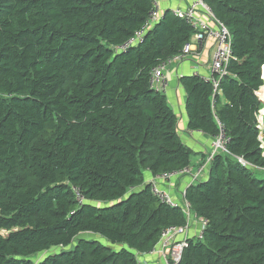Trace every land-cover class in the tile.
Returning <instances> with one entry per match:
<instances>
[{"label":"trees","instance_id":"trees-1","mask_svg":"<svg viewBox=\"0 0 264 264\" xmlns=\"http://www.w3.org/2000/svg\"><path fill=\"white\" fill-rule=\"evenodd\" d=\"M203 2L228 29L233 58L217 90L200 75L180 79L187 132H223L228 152L186 189L206 226L201 238L190 232L178 264H264V0ZM153 3L0 0V264H140L164 230L187 225L145 175L195 163L151 72L196 31L166 9L141 44L117 50ZM87 233L102 240L79 239Z\"/></svg>","mask_w":264,"mask_h":264},{"label":"built area","instance_id":"built-area-1","mask_svg":"<svg viewBox=\"0 0 264 264\" xmlns=\"http://www.w3.org/2000/svg\"><path fill=\"white\" fill-rule=\"evenodd\" d=\"M153 4L154 8L146 22V25L125 45L117 48L119 52L141 44L146 33L162 20L164 13L161 11L159 1L154 0ZM172 13L176 17L191 24L198 32L194 35L191 42L184 46L180 55L160 64L151 72L152 89L156 92L166 94L169 84L167 76L168 68L172 65L189 61V58L192 56L200 57V52L203 50L205 45L208 42H212L215 47V52L213 54L210 67L211 75L201 77L206 81H210L214 85L215 90H217L219 82L224 76H226L227 68L233 58L232 39L228 29L223 23L217 20L212 10L202 0H197L184 10L174 9L172 10ZM260 93H258V96L261 98ZM260 122L262 123V119H260ZM227 142L228 140L222 132L214 138L213 152L208 155L204 163L198 165L196 169H193V167L190 166L174 173L155 177L151 181L152 193L162 202L173 207H180L188 220L187 225L184 227H170L164 230L161 235L158 248L151 253L160 254L165 264H178L181 261L183 250L187 246L186 239L191 235L190 232L194 229V220L197 221V219L191 211L189 204L184 202V207L179 206L175 203L168 192L160 189V183L171 182L173 179L187 177L190 178L192 183L197 182L199 178H202L204 174L209 172L212 161L217 154L228 152ZM238 162L243 167L254 168L242 158H238ZM198 222L201 227L196 234L197 237L201 238L206 222L204 220H198Z\"/></svg>","mask_w":264,"mask_h":264},{"label":"crops","instance_id":"crops-1","mask_svg":"<svg viewBox=\"0 0 264 264\" xmlns=\"http://www.w3.org/2000/svg\"><path fill=\"white\" fill-rule=\"evenodd\" d=\"M161 6V11L165 12L166 9L174 10V9H187L191 6L192 3L197 0H158ZM164 8V9H163ZM215 52V47L212 42H208L203 50L200 52V57L192 56L189 60L181 64L172 65L168 68L167 76H168V88H167V97L168 102L174 113L179 119V131L183 133L184 143H186L192 150L197 154L194 160L195 163L193 165V169H196L199 165L198 161H201L204 156L207 155V152L210 151L207 146H205L204 141L210 138H206L200 132H187L188 120L185 112V91L180 84V79L183 76H191V75H200V76H210L211 75V62L212 57ZM261 98L264 100V88L260 93ZM184 128V130H182ZM181 135V134H180ZM198 138V139H197ZM211 140V139H210ZM193 143L191 144L189 143ZM196 148V149H195ZM204 155V156H203ZM206 174L202 178H206ZM145 179L147 183H150L153 180V177L149 173L145 175ZM192 182L190 178H178L173 179L171 182H161L160 189L168 192L175 203L182 207V203H184V194L186 189L191 186ZM171 188V189H170ZM195 218V217H194ZM201 225L198 220H194V229L193 231H198ZM140 264H165L162 256L158 253L143 255L140 259L138 258Z\"/></svg>","mask_w":264,"mask_h":264},{"label":"rangeland","instance_id":"rangeland-1","mask_svg":"<svg viewBox=\"0 0 264 264\" xmlns=\"http://www.w3.org/2000/svg\"><path fill=\"white\" fill-rule=\"evenodd\" d=\"M164 9V8H163ZM189 61H193V60H189ZM179 128H180V125H179ZM182 130H184V128L182 129ZM180 134H181V137L183 136V133L180 131ZM183 139H184V137H182V141H183ZM198 139V138H197ZM184 142V141H183ZM187 143V142H186ZM185 143V144H186ZM190 144H191V146L193 145V143H191V142H189ZM204 143H205V146H207L208 147V149L210 148V151L209 152H207V154L208 155H210L212 152H213V144H214V139L212 140H210V139H207V140H205L204 141ZM188 144V143H187ZM192 149V148H191ZM196 149V148H195ZM196 155L198 154V153H196V152H194ZM204 156V155H203ZM205 157V156H204ZM195 161V160H194ZM202 180L203 179H205V178H201ZM171 189V188H170ZM182 207H184V203H182ZM4 235H6L7 233L6 232H4L3 233ZM80 238H82V239H87V240H89V241H101L102 239L100 238V237H98V236H95V235H93V234H89V233H87V234H81L80 236H79V239ZM75 246H76V242H74L70 247H68V248H66V249H64V250H70V249H74L75 248ZM63 249L62 248H57V249H53V250H51L49 253H43V254H39V255H37V256H35V257H32V259L31 260H33V261H35L36 263H39V262H41L43 259H45V257L46 256H48V255H51V254H54V253H60L61 251H62ZM142 257V255H139V259Z\"/></svg>","mask_w":264,"mask_h":264},{"label":"clouds","instance_id":"clouds-1","mask_svg":"<svg viewBox=\"0 0 264 264\" xmlns=\"http://www.w3.org/2000/svg\"><path fill=\"white\" fill-rule=\"evenodd\" d=\"M203 1V0H202ZM209 7V6H208ZM210 8V7H209ZM211 9V8H210ZM164 13V12H163ZM192 26V25H191ZM195 31H196V33L198 32L196 29H194ZM195 33V34H196ZM194 37V36H193ZM262 99V98H261ZM263 100V99H262ZM263 102H264V100H263ZM154 179V178H153ZM151 183V182H150Z\"/></svg>","mask_w":264,"mask_h":264},{"label":"water","instance_id":"water-1","mask_svg":"<svg viewBox=\"0 0 264 264\" xmlns=\"http://www.w3.org/2000/svg\"><path fill=\"white\" fill-rule=\"evenodd\" d=\"M263 114H264V111H263Z\"/></svg>","mask_w":264,"mask_h":264}]
</instances>
